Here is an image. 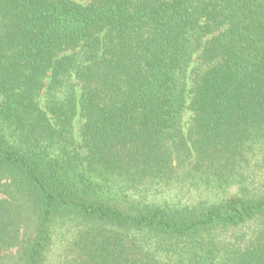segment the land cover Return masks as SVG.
Returning a JSON list of instances; mask_svg holds the SVG:
<instances>
[{"label": "trees", "instance_id": "16d2710c", "mask_svg": "<svg viewBox=\"0 0 264 264\" xmlns=\"http://www.w3.org/2000/svg\"><path fill=\"white\" fill-rule=\"evenodd\" d=\"M0 193V264H264V0H0Z\"/></svg>", "mask_w": 264, "mask_h": 264}, {"label": "rangeland", "instance_id": "374dc122", "mask_svg": "<svg viewBox=\"0 0 264 264\" xmlns=\"http://www.w3.org/2000/svg\"><path fill=\"white\" fill-rule=\"evenodd\" d=\"M78 2L82 3V4H88L91 2V0H78ZM44 99H45V96H44V98L40 99L42 103L44 102ZM188 114L190 116V113H188ZM83 124H84V119L80 115H78V117L75 119V123H74V125H75L74 134H75L76 139L78 141H81V139H82L81 127L83 126ZM186 129H187V127H186ZM5 197H6V195H4L3 193H0L1 199L5 198ZM164 198L169 200V202H179L181 199L188 200L189 196L186 195L185 193H181L180 191H178L177 188H175L173 191H167V194ZM64 249H65L64 246L61 248L55 247V250H54L52 257H51V264H62V261L64 259L61 255V253ZM14 253H16V250H14Z\"/></svg>", "mask_w": 264, "mask_h": 264}]
</instances>
